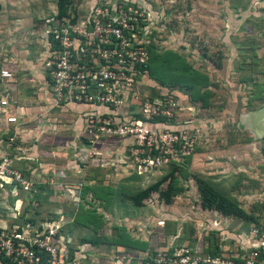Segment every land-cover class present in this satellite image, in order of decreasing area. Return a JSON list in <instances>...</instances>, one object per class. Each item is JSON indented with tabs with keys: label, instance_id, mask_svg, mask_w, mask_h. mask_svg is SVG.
<instances>
[{
	"label": "rangeland",
	"instance_id": "rangeland-1",
	"mask_svg": "<svg viewBox=\"0 0 264 264\" xmlns=\"http://www.w3.org/2000/svg\"><path fill=\"white\" fill-rule=\"evenodd\" d=\"M98 1L74 0L73 6L85 8ZM128 1L146 8L153 18L154 64L162 54L170 53L168 60L163 59L166 67L174 59L180 61L179 68L187 67L182 85L153 81L151 93L161 87L173 95L181 92L187 96L188 89L196 99L193 113L202 123L198 125L201 134L190 159L176 167L180 169L174 176L179 190L169 203L154 192L137 207L129 196L167 174L169 165L149 176L138 175L120 158L110 157L101 168L99 157L82 159L74 154L71 164L65 158L47 159L49 169L77 171L65 176L51 172L40 182L45 190L22 208L21 191H1L0 247L10 233L23 230L41 240L48 238V247L57 251L54 264H106L103 254L111 249L124 253L116 255L121 259H134L133 264H156L158 256L166 258L172 252L188 256L204 250L210 234L221 237L223 249L234 247V235L245 226L213 211L199 213L193 177L210 183L244 213L264 220V195L260 196L264 178L259 170L264 169V136L250 133L233 109L239 102L249 109L256 107L264 96V24L249 27L238 0H234L240 10L237 13L228 8L233 0ZM55 2L0 0V33L9 24L10 33L21 40V49L42 54V20L55 11ZM252 16L260 19L261 13L252 12ZM5 131L0 127V161L9 154L14 162V150L4 145ZM12 166L19 169L14 163ZM128 239L143 246H128ZM120 248L131 251L125 254ZM188 260L190 264V257Z\"/></svg>",
	"mask_w": 264,
	"mask_h": 264
},
{
	"label": "built area",
	"instance_id": "built-area-1",
	"mask_svg": "<svg viewBox=\"0 0 264 264\" xmlns=\"http://www.w3.org/2000/svg\"><path fill=\"white\" fill-rule=\"evenodd\" d=\"M84 7H74L69 17L52 12L42 20L39 34L49 109L72 115L79 124L74 154L82 159L102 158L100 168L110 157L120 158L138 175L149 176L159 167L192 156L201 134L198 126L170 127L200 122L195 107L181 92L176 96L160 87L151 93L154 83L146 67L155 27L148 10L128 0H99ZM11 76L0 68V79ZM7 105L1 98L0 115ZM4 121L13 125L16 118L7 116ZM4 134L5 148L14 150V132ZM12 164L9 154L0 161V192L21 191L22 208L26 205L22 197L36 192L33 185L39 181ZM260 222L237 231L236 245L218 255L172 252L155 262L189 264L190 257V264H264V220ZM47 241L29 230L13 231L0 247V264H54L57 251Z\"/></svg>",
	"mask_w": 264,
	"mask_h": 264
},
{
	"label": "crops",
	"instance_id": "crops-1",
	"mask_svg": "<svg viewBox=\"0 0 264 264\" xmlns=\"http://www.w3.org/2000/svg\"><path fill=\"white\" fill-rule=\"evenodd\" d=\"M238 1L243 4L239 8L242 9V14L246 17L249 27L251 23L264 24V0ZM228 8L234 13L240 11L234 0ZM252 12L261 13L260 19L253 17ZM41 56V51L36 55L34 52L21 49V40L13 37L9 24L1 29L0 68L9 71L12 76L7 80L0 79V99H6L8 103L0 115V127H5L8 132L15 134L13 153L16 156L13 163L20 170L23 169L26 173H30L35 180L39 181L38 183L42 182L47 175L50 176L49 174L54 170L56 174L60 171L58 175L64 174V176L77 171V169H49L51 166H48L45 161L47 159L57 160L60 157L65 158V162L71 164L74 159V147L77 143L76 136L79 127L72 115L63 116L49 109L47 80L39 62ZM254 93L256 94V91ZM262 93L264 92H261V95ZM259 101L258 106L250 109L244 106L242 101L233 106L234 114L242 116L248 131L256 137L264 136V96ZM65 111L70 113L69 110ZM7 116H14L16 123L6 124L4 120ZM55 127L59 129L55 130ZM66 166L69 167V165ZM259 170L263 171L260 177L264 178V169ZM263 195L264 191L260 193V196ZM124 249L127 251L120 248L122 252H126L125 254L131 251L128 248ZM104 253L103 255L107 257L106 264H133L131 262H134V259L127 260L124 257L122 259L117 257L124 253L115 252L113 249L111 252L105 250ZM81 262L78 261V264Z\"/></svg>",
	"mask_w": 264,
	"mask_h": 264
},
{
	"label": "trees",
	"instance_id": "trees-1",
	"mask_svg": "<svg viewBox=\"0 0 264 264\" xmlns=\"http://www.w3.org/2000/svg\"><path fill=\"white\" fill-rule=\"evenodd\" d=\"M74 0H56L55 2V12L56 15L61 16H68L70 13L74 12V6H73ZM156 49L154 48V43L148 48V63H147V73L150 79L152 81H156L161 85H168L177 82L178 84L182 85V79L183 76L186 75L187 67L184 65L183 67L179 68L178 64L180 63L179 60L174 59V62H170L169 65L166 67V65L163 64V59L167 57V60L169 58L170 53H164L162 56L159 57V61L154 64L155 59L157 56ZM165 70V71H162ZM170 82V83H169ZM169 83V84H168ZM187 88H190L188 84L186 85ZM187 99L195 106V98L192 97V95L189 93L187 89ZM200 124L202 126V123L196 122V125H194L191 122H187L186 124L179 125L176 128L170 127L173 130L176 129H183V128H192L193 126H198ZM190 159L189 157H184L182 161L179 162H171L169 165L170 169H168V173L162 176L160 179L152 183L151 185L145 187L144 189L136 192L133 195L129 196V199L134 206H141L142 201L146 200L151 193L157 192L158 196L161 197L165 203L170 202L171 196L178 191V187H176V179H175V173L177 172L178 167L177 165L180 163H185ZM180 170V169H179ZM178 170V171H179ZM183 178L184 181L188 180L187 175L183 171ZM166 181L165 187L163 189H160V185L162 182ZM193 183L195 185L196 190V197L198 198L197 201V209L199 213L201 212H208L213 211L216 213L220 218L223 219H233L237 221L238 223H241L244 225L242 231H247L248 227L250 225H259L262 224L260 222L259 217H252L246 213L242 209H240L237 204L231 200L229 197L221 194L219 191H217L210 183L207 181L199 178V177H193ZM33 188H35L37 191L33 193V191H29L28 193L24 194L22 197V200L24 202L29 203L32 202L38 195H40V192H43L45 189L44 187H41L40 183L33 185ZM207 241V247L202 250L204 253L208 255H218L219 253L226 251L222 250V244L223 241L220 236H211L208 238ZM128 246H143V243H136L134 241H130L128 239L127 242Z\"/></svg>",
	"mask_w": 264,
	"mask_h": 264
},
{
	"label": "bare ground",
	"instance_id": "bare-ground-1",
	"mask_svg": "<svg viewBox=\"0 0 264 264\" xmlns=\"http://www.w3.org/2000/svg\"><path fill=\"white\" fill-rule=\"evenodd\" d=\"M20 198V197H19Z\"/></svg>",
	"mask_w": 264,
	"mask_h": 264
}]
</instances>
